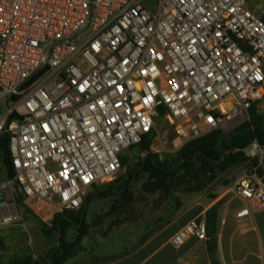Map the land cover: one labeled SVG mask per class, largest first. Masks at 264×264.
I'll list each match as a JSON object with an SVG mask.
<instances>
[{"label":"built area","instance_id":"obj_1","mask_svg":"<svg viewBox=\"0 0 264 264\" xmlns=\"http://www.w3.org/2000/svg\"><path fill=\"white\" fill-rule=\"evenodd\" d=\"M0 88L15 171L0 193L78 213L159 117L183 145L250 121L264 100V18L247 0H0ZM245 154L238 219L264 210V147ZM206 233L200 216L171 244Z\"/></svg>","mask_w":264,"mask_h":264},{"label":"crops","instance_id":"obj_2","mask_svg":"<svg viewBox=\"0 0 264 264\" xmlns=\"http://www.w3.org/2000/svg\"><path fill=\"white\" fill-rule=\"evenodd\" d=\"M255 111L264 116V100L257 103ZM249 169L246 162L230 170L226 180L217 183L218 178L209 189L187 192L180 197L176 207L170 208L165 225L134 250L122 252L114 247L97 251L82 244L66 264H214L209 251L211 242H216L215 258L219 264H264V210L251 208L250 217L238 219L236 216L238 211L249 207L247 201L233 191L237 181ZM58 214L54 205H32L25 200L12 202L9 194L0 196V228L7 231L6 235L0 234V250H5L3 260L9 263L15 258L45 259L57 244L54 237L43 233L37 221L53 227ZM200 216L207 221L206 237H190L181 248H175L171 238ZM6 218H12L13 222L5 225L3 220ZM29 229L34 231V236L23 241L22 232L27 234ZM25 243L29 248H25Z\"/></svg>","mask_w":264,"mask_h":264},{"label":"trees","instance_id":"obj_3","mask_svg":"<svg viewBox=\"0 0 264 264\" xmlns=\"http://www.w3.org/2000/svg\"><path fill=\"white\" fill-rule=\"evenodd\" d=\"M256 106L257 104L250 111V121L243 123L227 135L222 130H216L201 139L185 144L176 158L171 161H161L160 156L152 151L155 131L153 130L146 135L136 147L147 152L148 155L139 165L129 169L123 184L119 188H99L97 186L96 190L86 197L80 212L64 211L59 213L53 227L40 220L42 231L48 237H54L57 240L59 229L63 231L59 244L51 251V253L56 252L51 257V253L45 257V259L49 258L48 264H66L81 249L83 239L90 234L91 225L83 217L89 202L100 197H111L114 201L112 212H116L129 203L133 196L130 183L134 174L136 177H139L140 174L148 177L144 187L149 193L160 190L171 192L175 187L180 186V182L185 180L194 184L193 187L186 190L188 193H199L215 183L219 175L227 174L230 170L245 164L248 161L245 154L246 149L254 143L264 147V116H259L256 113ZM1 161L7 171V178H13L15 171L12 166L7 136L0 139ZM254 163L256 164L257 161ZM125 164L126 160H122V165ZM175 200L180 203L179 198H175ZM70 229H75L76 232V237L71 242L67 239V233ZM209 251L213 263L219 264L215 258L216 242L209 244ZM33 261V257L15 258L8 264H32ZM45 262L46 260L44 263L36 262L35 264H45ZM1 264L3 263L1 262Z\"/></svg>","mask_w":264,"mask_h":264},{"label":"rangeland","instance_id":"obj_4","mask_svg":"<svg viewBox=\"0 0 264 264\" xmlns=\"http://www.w3.org/2000/svg\"><path fill=\"white\" fill-rule=\"evenodd\" d=\"M247 2L250 9L264 18V0H247ZM9 106L10 104L7 100L0 101V115L4 114ZM163 112L161 111L160 115ZM239 126H228L222 132L227 135ZM154 131L155 139L152 151L160 156L161 161L175 159L184 145L181 139L176 136L171 125L163 119V116L157 119ZM147 155V152L141 151L136 146L124 150L121 154V159L126 160V164L123 165L120 177L115 181L106 182L98 187L119 188L123 184L129 169L139 165ZM228 175H230V172L219 175L217 183L226 180ZM6 177L7 171L1 161L0 182L4 181ZM147 180L148 177L146 175L140 174L139 177H136L135 174L133 175L130 183V190L133 192V196L126 206L116 212H112L114 201H112L111 197H100L96 199L97 201L89 202L88 209L84 212L83 217L91 225L90 233L93 234L88 236L86 241L82 243L84 247L94 248L97 251L109 250L114 247L122 252L134 250L165 225L169 218L167 213L171 207H176L177 205L175 198L180 199V197L186 195V190L189 187L194 186L189 180H185L180 182V186L175 187L171 192L160 190L155 193H149L144 187V183ZM98 215L100 216L97 217ZM37 223L41 227L40 220ZM1 233L6 235L7 231H3L0 228ZM22 235V240L27 242L29 238L32 239L34 236V231L29 229L27 234L22 232ZM75 237V229H70L67 233L68 241H73ZM25 248H29L27 243H25ZM4 252L5 250H0V262L8 264L7 260H3L5 257Z\"/></svg>","mask_w":264,"mask_h":264},{"label":"water","instance_id":"obj_5","mask_svg":"<svg viewBox=\"0 0 264 264\" xmlns=\"http://www.w3.org/2000/svg\"><path fill=\"white\" fill-rule=\"evenodd\" d=\"M0 90H1V88H0ZM0 196H3V194L0 193ZM14 201H15V200L12 199V202H14ZM86 210H87V208L85 209V211H86ZM62 235H63V231H62L61 229H59V237H58V239L56 240V244H57V245L59 244V240H60V238L62 237ZM58 249H59V247H58ZM55 252H56V251H55ZM55 252L51 253V254H50V257H51ZM45 260H46L45 264H48V263H49V258H48V259H35V260L33 261L32 264H35L36 262L44 263ZM0 264H1V262H0Z\"/></svg>","mask_w":264,"mask_h":264},{"label":"flooded vegetation","instance_id":"obj_6","mask_svg":"<svg viewBox=\"0 0 264 264\" xmlns=\"http://www.w3.org/2000/svg\"><path fill=\"white\" fill-rule=\"evenodd\" d=\"M1 246H2V245H1V243H0V249H1Z\"/></svg>","mask_w":264,"mask_h":264}]
</instances>
